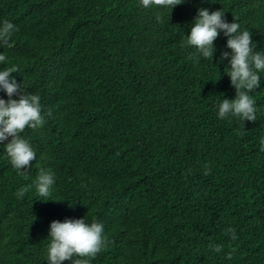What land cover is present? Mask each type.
I'll return each mask as SVG.
<instances>
[{
	"label": "trees",
	"instance_id": "obj_1",
	"mask_svg": "<svg viewBox=\"0 0 264 264\" xmlns=\"http://www.w3.org/2000/svg\"><path fill=\"white\" fill-rule=\"evenodd\" d=\"M201 8L264 52V0H0V27L18 28L0 71L18 68L11 78L41 97L46 121L21 133L36 152L25 175L5 151L11 137L0 143V264H48L50 223L84 217L108 241L89 264H264V72L250 93L257 120L219 119L236 96L228 38L198 62L182 46ZM41 168L54 177L47 198Z\"/></svg>",
	"mask_w": 264,
	"mask_h": 264
},
{
	"label": "clouds",
	"instance_id": "obj_2",
	"mask_svg": "<svg viewBox=\"0 0 264 264\" xmlns=\"http://www.w3.org/2000/svg\"><path fill=\"white\" fill-rule=\"evenodd\" d=\"M183 2L184 0H141V5L144 8L156 6L172 10L174 6ZM156 19L163 23L161 14H157ZM240 28L237 22H227L223 11L210 13L208 9L201 8L182 46L196 49V52L189 57L190 59L195 57V62H198L201 56L205 59L213 58L214 41L223 32L228 38L226 47L231 53L222 52L221 60H229L230 68L227 75L230 77L236 96L231 100L223 99L219 104L218 118L224 119L231 115L242 121L255 122L257 109L250 93L260 86L259 73L264 72V52H255L251 33L248 30L241 32ZM16 31L18 28L13 23L8 20L3 21L0 27V44L10 47V38ZM5 61L6 56L0 54V63ZM18 71L15 66L0 71V87L9 97L7 101L0 99V143L11 137L10 142L5 145V151L13 168L21 175H25L26 171L22 169L31 167L32 161L36 160V152L28 141L21 137V133L26 127L39 129L46 121L42 115L41 97L38 94L25 93L23 86L11 78V73ZM48 115L50 116L51 113L49 112ZM260 145V150L264 151V139L260 140ZM210 172L208 165H205L204 174L209 175ZM53 184L54 177L51 170L41 168L35 181L37 193L42 197H49ZM31 187V185L21 187L15 195L23 199ZM225 234L230 235L232 240L238 238L233 228L226 229ZM48 237L51 238L47 255L48 264H62L64 261H71L72 264H89V259L94 258L108 245L103 225L95 221L88 223L85 217L75 220L66 219L64 222L52 221ZM222 247L215 245L213 250L219 253ZM228 258H231L230 253Z\"/></svg>",
	"mask_w": 264,
	"mask_h": 264
}]
</instances>
